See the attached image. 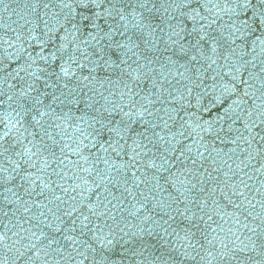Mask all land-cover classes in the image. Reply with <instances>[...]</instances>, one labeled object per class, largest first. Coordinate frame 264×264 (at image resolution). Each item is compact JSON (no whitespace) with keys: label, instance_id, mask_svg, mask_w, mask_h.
I'll return each instance as SVG.
<instances>
[{"label":"snow or ice","instance_id":"obj_1","mask_svg":"<svg viewBox=\"0 0 264 264\" xmlns=\"http://www.w3.org/2000/svg\"><path fill=\"white\" fill-rule=\"evenodd\" d=\"M0 264H264V0H0Z\"/></svg>","mask_w":264,"mask_h":264}]
</instances>
